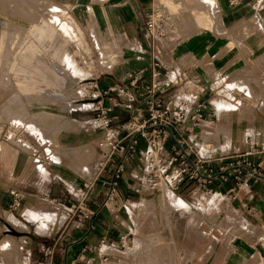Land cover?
Masks as SVG:
<instances>
[{"label": "rangeland", "instance_id": "374dc122", "mask_svg": "<svg viewBox=\"0 0 264 264\" xmlns=\"http://www.w3.org/2000/svg\"><path fill=\"white\" fill-rule=\"evenodd\" d=\"M112 1L0 0V162L12 191L22 190L18 163L24 166V176L33 174V182H42V189L61 191L71 203L76 199L70 192L80 195L82 182L93 179V166L101 155L100 135L87 98L98 92L95 82L122 58L119 34L109 17L100 19ZM201 1L155 0L156 6H163L158 14L167 17L164 33H192L178 29L176 12L181 5L190 12L201 10ZM18 81L34 91H23ZM208 102L216 113L209 124L214 129H205L202 143H208L214 155L230 152L254 135V123L264 117V85L256 90L249 83H228ZM128 171L130 167L125 176ZM133 197L122 208L132 233L111 245L113 253L103 264H205L218 245L226 246L246 225L234 206L228 210L217 203V212L195 214L176 210L183 202L169 196ZM41 202L44 220H63L66 206Z\"/></svg>", "mask_w": 264, "mask_h": 264}, {"label": "crops", "instance_id": "0c3cea01", "mask_svg": "<svg viewBox=\"0 0 264 264\" xmlns=\"http://www.w3.org/2000/svg\"><path fill=\"white\" fill-rule=\"evenodd\" d=\"M236 1L217 0L214 10L208 4H199L202 9L193 8L188 16V10L177 11L178 29L192 33L178 36L164 33L155 42L157 58L164 66H173L186 75L196 98L208 101L228 83H249L256 90L264 85V14L254 11L250 0L239 4ZM158 10L163 11V6H156L155 0H113L108 10L102 11L100 19L109 17L123 47L120 63L101 82H96L99 90L124 80L130 71L147 69L149 48L142 38L141 29L145 14L150 11L158 13ZM160 16L164 27L167 17L164 12ZM104 45L110 50L108 44ZM85 80L83 78L79 82ZM17 83L23 91H34L24 88L20 81ZM232 93L239 96L238 90ZM230 128L236 132L238 127L232 124ZM240 128L244 131L246 126ZM205 129L211 131L214 128L209 124L204 126L202 137ZM254 130V134L264 133V117L258 116ZM1 167L2 162L0 264H103V259L113 253L111 245H119L121 239L131 235L132 229L122 214L123 206L134 199L123 184L127 176L109 198L96 187L89 191L81 190L80 195L70 192L71 199H76L71 203L61 191L52 190V187L42 189V182H33V174L28 175L29 179L24 176V166L19 163L17 176L23 177L19 184L22 190L12 191L2 177ZM247 198L252 213L237 202L232 203L246 224L244 232L231 237L226 246L218 245L205 264H264V182L255 184ZM41 201L66 206L63 220L56 222L49 216L44 220L39 211ZM69 205L74 207L70 211ZM8 248L10 251H6ZM81 257L83 259L78 261Z\"/></svg>", "mask_w": 264, "mask_h": 264}, {"label": "built area", "instance_id": "2783aa9c", "mask_svg": "<svg viewBox=\"0 0 264 264\" xmlns=\"http://www.w3.org/2000/svg\"><path fill=\"white\" fill-rule=\"evenodd\" d=\"M250 1L254 11L264 14V0ZM141 35L149 48L147 69L130 71L87 98L101 155L93 179L83 181L82 189L99 187L109 198L134 166L123 184L139 199L169 196L183 202L176 210L195 214L215 213L217 203L230 210L237 202L252 213L247 197L255 184L264 182V133L214 155L201 136L215 116L211 105L196 98L183 72L157 58L154 45L164 36L160 14H145Z\"/></svg>", "mask_w": 264, "mask_h": 264}, {"label": "bare ground", "instance_id": "6f19581e", "mask_svg": "<svg viewBox=\"0 0 264 264\" xmlns=\"http://www.w3.org/2000/svg\"><path fill=\"white\" fill-rule=\"evenodd\" d=\"M201 2H204V4H205V6H206V4H208L209 5V7H211L213 10L215 9V8H217V0H202ZM200 4V3H199ZM204 6V5H203ZM200 7V6H199ZM195 9H197V8H195ZM198 9H200V8H198ZM204 9V8H203ZM206 9V8H205ZM204 9V10H205ZM210 9V8H209ZM27 10H29V9H27ZM186 9L185 8H182V11H185ZM219 10V9H218ZM179 11V10H178ZM210 11V10H209ZM26 12V11H25ZM211 12V11H210ZM215 12V11H214ZM181 13V12H180ZM179 13V14H180ZM212 13H213V11H212ZM15 14V13H14ZM34 14V13H33ZM210 14V13H209ZM23 15V14H22ZM185 15V14H184ZM188 15H190V12L188 11V14H187V16ZM216 15V14H215ZM191 16H192V14H191ZM211 16V15H210ZM33 17V16H32ZM178 17H179V15H178ZM183 17V16H182ZM186 18V17H185ZM212 18V17H211ZM183 20V19H182ZM188 20H190V18L188 19ZM180 22H181V20H180ZM247 22V21H246ZM251 23V22H250ZM185 24H186V22H185ZM244 24V23H243ZM65 25V24H64ZM184 25V24H183ZM191 25V24H190ZM242 25V24H241ZM244 25H246V24H244ZM249 25V24H248ZM247 25V26H248ZM191 27H194V26H191ZM64 28V27H63ZM185 28V27H184ZM195 28V27H194ZM240 28H241V26H240ZM242 28H244V27H242ZM248 28H250V27H248ZM179 29H180V27H179ZM189 29V28H188ZM188 29L186 28V30L188 31ZM246 29V28H245ZM243 30V29H242ZM244 31H246V30H244ZM247 34V33H246ZM158 40V39H157ZM117 41V40H116ZM115 51V50H114ZM113 53V52H112ZM108 54V53H107ZM106 58V57H105ZM107 60V59H106ZM104 61V60H103ZM4 85V84H3ZM221 111V110H220ZM223 112V111H222ZM35 114V113H34ZM246 132H244L243 134H245ZM242 134V135H243ZM206 142V141H205ZM207 143V142H206ZM205 144V143H204ZM208 144V143H207ZM1 188H2V186H0ZM5 189V188H4ZM242 231V230H241ZM7 241V240H6ZM4 242V241H3ZM227 242V241H226ZM10 244V243H9ZM17 264V263H16Z\"/></svg>", "mask_w": 264, "mask_h": 264}]
</instances>
